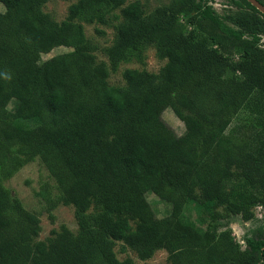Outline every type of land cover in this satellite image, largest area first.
Returning a JSON list of instances; mask_svg holds the SVG:
<instances>
[{
    "label": "trees",
    "instance_id": "trees-1",
    "mask_svg": "<svg viewBox=\"0 0 264 264\" xmlns=\"http://www.w3.org/2000/svg\"><path fill=\"white\" fill-rule=\"evenodd\" d=\"M47 1L0 0V264H136L118 257L117 242L143 261L164 249L167 264H264V221L245 247L222 221L253 220L254 207L264 208L255 21L221 15L215 0H173L148 17L139 1L78 0L58 22ZM118 8L125 19L109 62L97 61L83 24H106ZM152 45L166 59L158 72L128 67L125 85L109 82ZM60 46L71 50L40 58ZM36 158L55 180L38 194L49 210L73 205L77 231L62 225L38 239L39 215L6 186ZM149 193L170 205L166 216H156Z\"/></svg>",
    "mask_w": 264,
    "mask_h": 264
},
{
    "label": "rangeland",
    "instance_id": "rangeland-1",
    "mask_svg": "<svg viewBox=\"0 0 264 264\" xmlns=\"http://www.w3.org/2000/svg\"><path fill=\"white\" fill-rule=\"evenodd\" d=\"M78 0H48L43 9L49 13L56 21L61 22L67 18L69 14V7L72 3ZM139 1L142 4V8L145 11L144 16L148 17L156 8L164 5H170L173 0H126V3L122 7L128 5L131 2ZM229 0H215L213 2L214 8L218 10L221 15L227 12L229 9ZM121 7V8H122ZM121 8L115 9L108 15V22L106 24L94 21L92 23H84V33L86 37L91 41L93 45V53L97 61L109 62L106 54V49L111 46L118 35V26L124 21ZM4 5L0 2V10H3ZM182 21H185L183 19ZM69 47H56L48 53H42L40 58L46 60L57 54L69 51ZM166 63V59H160L157 54L155 46H149L145 51V59L143 62L136 60L130 62H122L117 71H112L109 74L108 80L112 85L122 86L126 81L123 76V72L126 68H146L149 71L158 72ZM11 108L13 104L10 105ZM166 121L174 127V129L182 134L185 131L184 122L174 113L172 109H167L164 114ZM245 116L241 115V118ZM50 181L55 183L53 177L50 176L49 171L43 164L40 158L27 163L23 166L15 175L5 181L7 187H9L14 194H16L24 203L26 208L34 213H37L40 218V225L42 227L38 239H46L52 236L54 231H60L62 225H66L73 231L78 230V222L75 217V210L73 205L60 204L54 209H48L45 202L38 194L41 188V182ZM199 192V191H198ZM148 199L156 212V216L161 218L167 215L170 210V205L164 202L156 194L149 193ZM223 210L222 208H220ZM256 218L246 221L240 214L231 215L227 218H223L224 223H229L233 229L234 235L237 240L246 246V236L251 234V231L263 224L264 221V208L262 206L254 207ZM189 211L192 217H196V211L191 204ZM187 214L189 212L187 211ZM133 224L135 222H132ZM121 242H117L115 250L118 257L124 259L127 256H132L135 259L136 264H167L168 252L164 249L159 250L155 255L147 260H140L136 253L132 250L126 252L121 251Z\"/></svg>",
    "mask_w": 264,
    "mask_h": 264
},
{
    "label": "flooded vegetation",
    "instance_id": "flooded-vegetation-1",
    "mask_svg": "<svg viewBox=\"0 0 264 264\" xmlns=\"http://www.w3.org/2000/svg\"><path fill=\"white\" fill-rule=\"evenodd\" d=\"M238 1L242 0H229V9H227V12H242L245 14L247 18H249L251 21L254 20L255 22H252L256 27V35L258 37V44L261 48L264 49V12L256 7L250 0H248L252 5H254L257 9L252 8L249 4L242 1V3L238 4ZM262 5H264V0H257ZM246 36L249 37L247 34Z\"/></svg>",
    "mask_w": 264,
    "mask_h": 264
},
{
    "label": "water",
    "instance_id": "water-1",
    "mask_svg": "<svg viewBox=\"0 0 264 264\" xmlns=\"http://www.w3.org/2000/svg\"><path fill=\"white\" fill-rule=\"evenodd\" d=\"M256 7L261 9L264 12V5H262L259 1L257 0H250Z\"/></svg>",
    "mask_w": 264,
    "mask_h": 264
}]
</instances>
